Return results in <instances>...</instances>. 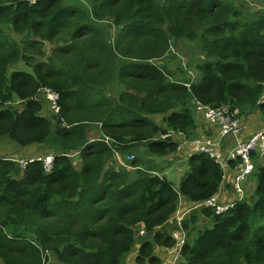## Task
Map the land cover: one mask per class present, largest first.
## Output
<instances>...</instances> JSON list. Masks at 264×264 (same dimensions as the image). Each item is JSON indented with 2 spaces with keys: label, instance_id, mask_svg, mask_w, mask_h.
Returning a JSON list of instances; mask_svg holds the SVG:
<instances>
[{
  "label": "trees",
  "instance_id": "16d2710c",
  "mask_svg": "<svg viewBox=\"0 0 264 264\" xmlns=\"http://www.w3.org/2000/svg\"><path fill=\"white\" fill-rule=\"evenodd\" d=\"M65 2L0 0V139L31 156H56L51 174L39 162L22 171L0 157V264H124L138 243L136 264H164L156 248L176 241L152 234L181 200L194 207L219 193L224 171L196 154L176 187L154 162L174 156L181 139L159 137L197 138L195 103L264 116V8L232 0ZM182 40L206 58L196 80L152 63ZM110 87L118 99L106 98ZM46 88L60 95L65 124L51 113ZM253 159L251 196L225 215L201 209L184 220V264H264V160ZM201 216L212 224L197 230Z\"/></svg>",
  "mask_w": 264,
  "mask_h": 264
},
{
  "label": "built area",
  "instance_id": "2783aa9c",
  "mask_svg": "<svg viewBox=\"0 0 264 264\" xmlns=\"http://www.w3.org/2000/svg\"><path fill=\"white\" fill-rule=\"evenodd\" d=\"M30 5H36L39 0H24ZM264 87V83H263ZM44 93L47 103L49 105L51 113L57 118L61 119L63 124H65L63 118H61L62 107L60 105V95L53 91L52 89H44ZM264 101V95H263ZM197 113L204 118V120L210 123L212 126L218 128V138L216 140H196L189 142L183 133L168 132L167 134L161 135L159 138L161 140L167 139H181L178 146L177 154H181L186 149L189 158L196 154L208 155L211 159L221 166L222 170L227 173L229 163L232 161H241V165L238 167L236 173L233 176L232 190L235 193L236 199L230 203H223L220 200L219 193L215 194L212 198L189 208L188 212L192 210L199 211L201 209H211L216 215L222 216L235 209V207L244 202L249 196L248 188L251 185V177L255 172L253 164V155L258 156L259 160H264V125L262 128L253 134L250 138L244 141L237 140L236 144L230 150L227 159L223 157L221 152L222 144L224 140L229 137L237 138L243 132L242 124V113L240 109L233 108L230 105H223L220 107H207L201 104L195 103ZM107 144H111L112 140L108 137L105 138ZM117 157L121 161V157L118 153ZM56 156L50 155H30L24 157H17L14 160L20 167L22 171H26L29 165L33 163H41L43 165L44 171L47 174H51L54 169ZM134 159L133 156L128 157L129 161ZM122 166L128 167L127 164L121 161ZM129 165V164H128ZM129 168V167H128ZM226 176L224 175V179ZM177 227L180 230L181 236L176 239V247L173 252L171 262L167 264H184L182 259V249L185 245L184 233L183 231V221L185 219V214L178 215L176 218ZM139 236V235H138ZM183 236V237H182Z\"/></svg>",
  "mask_w": 264,
  "mask_h": 264
},
{
  "label": "crops",
  "instance_id": "0c3cea01",
  "mask_svg": "<svg viewBox=\"0 0 264 264\" xmlns=\"http://www.w3.org/2000/svg\"><path fill=\"white\" fill-rule=\"evenodd\" d=\"M199 119H200V121L198 120L199 128L197 130V138L196 139H200V140L213 139V140H216L218 138V135H219L218 134V128L214 127L210 123L206 122L202 116L199 117ZM242 123H243V132L238 137V139L234 138V137H229L226 140H224V142L222 144L221 152H222L223 157L225 159H227L230 150L236 144L237 140H239V141L247 140L248 138H250L253 134H255L257 131H259L262 128V126L264 125V116L260 111L250 112L246 115H243ZM15 148H17V150L14 151L15 154L6 155L7 158L14 159L17 157L30 156L32 153V151L30 149L23 150V149H20L18 147H14L13 149H15ZM174 156H175V158H174L175 160H173V156H170L168 159L165 158V160L164 159L158 160V162L156 160V163H160V162L168 163V162H170L171 163L170 165L167 164L168 168H171L170 169L171 170L170 175L175 172L177 178L182 180V176L184 175V173L180 174V171H181L180 169H185V167H187V169H189L188 164L186 162L189 159V155L185 149L183 153H181V154L176 153ZM167 174H168V170H164L162 173L163 176H166ZM224 175L226 176V178L224 179L223 184L220 187L219 197L223 203H230L236 199L235 193L232 190V183H233L234 174L228 170L227 173L225 172ZM192 205L193 204H190L188 202L181 200L179 213H182L185 210L191 208ZM176 216L177 215H175L172 219H170L164 225L163 229L158 228L152 234V237H153V235H155V233L157 231L158 232H167L176 241V239L181 236V233H180L181 229H179L177 227V223H176V219H175ZM185 218L187 219L188 217H185ZM208 221L209 220L206 219L205 223L209 224ZM202 222L203 221L200 220L199 223L196 224L195 228L198 225H200ZM199 230H202V228ZM182 232L184 233V239L186 240L187 239L186 232L185 231H182ZM144 237H149V235L145 230V226L140 225L138 239H141L143 241ZM192 238L194 239V236H192ZM175 247H176V244L171 249L156 248V254L163 260L164 264H167L168 262L170 263L172 260V256H173V252H174ZM139 250H140V245L138 243L135 245L134 251L132 253L128 254L127 256H125L124 264H136L135 258L138 256Z\"/></svg>",
  "mask_w": 264,
  "mask_h": 264
},
{
  "label": "rangeland",
  "instance_id": "374dc122",
  "mask_svg": "<svg viewBox=\"0 0 264 264\" xmlns=\"http://www.w3.org/2000/svg\"><path fill=\"white\" fill-rule=\"evenodd\" d=\"M64 1H66L65 3L69 4L68 0H64ZM232 1L237 6H239L241 3H243L245 6V9H248L251 11L261 10L262 8H264V3L261 0H232ZM67 4H65V5H67ZM107 23L108 22L101 23V24H99V26L101 28L106 27L107 25L109 26L110 24H107ZM111 29L113 30V34L116 33L117 30H115L112 25H111L110 30ZM116 36H117V34H116ZM20 38L21 37H17L16 39L22 45V41H20ZM109 39H110V35L108 37V40ZM205 61H206V58H205L204 54H202L200 47L197 43L182 40L179 43H171L170 49L167 52V54L165 55V57L163 59L154 60V61H152V63H155L159 67H162V66L164 67L166 65L175 75L178 74L179 79H182V81L187 82L188 80H196L198 78V72L196 70L197 65L199 63H202ZM130 63L141 64V63H145V62H143V61L137 62V61H133L131 59ZM112 89H113V87H110L109 90H112ZM106 96H107L106 98L109 101H111L114 98L118 99L116 90H112L111 92L106 93ZM77 99L79 101L80 97H78ZM15 105H18V103H15ZM242 117H241V120H242ZM161 120H162V118L160 117L159 121H161ZM196 140H200V139L194 138L192 140H189V142L196 141ZM14 147H18V146L8 139H0V157H2V156L6 157V155L15 154L14 151L17 150V148L13 149ZM174 158H175V156H173V160H175ZM154 163H155V165H157L156 162H154ZM167 164L170 165L171 163L170 162H168V163L160 162L159 163V165L161 167H163L165 170H168V174L166 175L168 180L171 181L172 183H174V185L176 187L180 186L182 180L177 178L175 172L170 175V171H171L170 169L171 168H168ZM253 164H254V168L256 171L257 165H256L254 160H253ZM120 167L129 169L128 167H124V166L123 167L120 166ZM180 170H181L180 174L184 173V175L182 177H184L185 174L188 172L187 167H185V169H180ZM255 183H256V177H255V172H254V174L251 177V185L248 188L249 196H251L253 193ZM197 213H198V211L192 210L190 212V214L188 215L187 221L188 222L193 221V219L191 217ZM206 219L209 220L208 221L209 224H212V221L210 220V218L205 217V216H201L200 220L203 222L197 226V228L199 227L197 230H199L201 228L204 229L206 226L209 225V224L205 223ZM194 223H196V222L194 221Z\"/></svg>",
  "mask_w": 264,
  "mask_h": 264
},
{
  "label": "clouds",
  "instance_id": "9594fccd",
  "mask_svg": "<svg viewBox=\"0 0 264 264\" xmlns=\"http://www.w3.org/2000/svg\"><path fill=\"white\" fill-rule=\"evenodd\" d=\"M188 210H189V209L185 210V211L182 212V213H179V211H178V213H177L176 215L178 216V215L185 214V217H188V215L190 214V212H188ZM177 216H176V217H177ZM185 219H186V218H185ZM185 219H184V220H185ZM183 222H184V221H183ZM183 231H185L184 228H183ZM185 241H186V240H185Z\"/></svg>",
  "mask_w": 264,
  "mask_h": 264
},
{
  "label": "bare ground",
  "instance_id": "6f19581e",
  "mask_svg": "<svg viewBox=\"0 0 264 264\" xmlns=\"http://www.w3.org/2000/svg\"><path fill=\"white\" fill-rule=\"evenodd\" d=\"M105 136H107V135H105ZM111 138V137H110ZM114 140V139H113ZM101 141V140H100ZM104 142V141H103Z\"/></svg>",
  "mask_w": 264,
  "mask_h": 264
}]
</instances>
